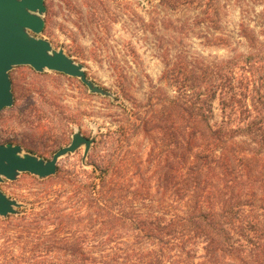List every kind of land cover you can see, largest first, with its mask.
Listing matches in <instances>:
<instances>
[{"label": "trees", "instance_id": "16d2710c", "mask_svg": "<svg viewBox=\"0 0 264 264\" xmlns=\"http://www.w3.org/2000/svg\"><path fill=\"white\" fill-rule=\"evenodd\" d=\"M159 1L202 8L221 30L224 0ZM237 35L243 50L226 60L162 56L145 100L122 87L131 108L93 140L90 169L33 178L5 219L0 264H264V24L242 18ZM138 134L150 144L143 168L128 150Z\"/></svg>", "mask_w": 264, "mask_h": 264}, {"label": "rangeland", "instance_id": "374dc122", "mask_svg": "<svg viewBox=\"0 0 264 264\" xmlns=\"http://www.w3.org/2000/svg\"><path fill=\"white\" fill-rule=\"evenodd\" d=\"M262 1L224 0L217 33L205 20L202 8L196 6L172 11L159 0H45V27L36 37L82 65L87 78L113 94L115 101L91 94L76 78L15 67L9 73L14 104L0 113V143L11 141L20 145L23 153L48 160L67 146L76 132L99 141L118 129L116 120L125 116L123 107L131 108L122 96V87L137 100H145L159 85L162 56L180 53L226 60L231 57L230 48L243 50L237 35L239 22L244 18L252 27H261ZM224 40H229L231 47H225ZM40 107L48 112L41 113ZM214 107L219 122L218 104ZM93 146L84 164L81 147L61 158L58 168L74 170L86 165L89 170ZM128 147L143 168L149 142L138 134ZM98 149L102 152L100 146ZM33 178L22 174L14 182L0 184V190L22 207L38 187ZM4 223L0 217V234Z\"/></svg>", "mask_w": 264, "mask_h": 264}, {"label": "water", "instance_id": "95a60500", "mask_svg": "<svg viewBox=\"0 0 264 264\" xmlns=\"http://www.w3.org/2000/svg\"><path fill=\"white\" fill-rule=\"evenodd\" d=\"M44 1L0 0V113L14 104L9 73L20 66L30 67L36 73L49 71L76 78L91 94L115 101L113 94L87 78L82 65L75 63L63 50H54L48 41L36 37L43 33L45 27ZM92 145V138L76 132L67 146L59 148L50 159L44 160L23 153L20 145L0 144V184L14 182L22 174L36 177L39 181L53 177L59 160L74 154L81 147H84V164ZM20 206L0 190V217L6 219L18 215Z\"/></svg>", "mask_w": 264, "mask_h": 264}]
</instances>
